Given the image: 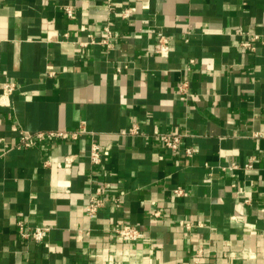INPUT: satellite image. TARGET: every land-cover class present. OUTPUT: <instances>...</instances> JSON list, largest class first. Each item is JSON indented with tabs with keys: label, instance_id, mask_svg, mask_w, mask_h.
Masks as SVG:
<instances>
[{
	"label": "crops",
	"instance_id": "0c3cea01",
	"mask_svg": "<svg viewBox=\"0 0 264 264\" xmlns=\"http://www.w3.org/2000/svg\"><path fill=\"white\" fill-rule=\"evenodd\" d=\"M124 7L129 20L118 15ZM105 25L109 46L97 42ZM157 30L165 53L155 52ZM3 82L16 86L8 96ZM133 121L140 134L119 133ZM81 122L87 132L76 140L18 146L21 132ZM162 132L184 133L191 153L163 146ZM256 132H264V0H0V264H108L111 255L123 264H264ZM92 141L102 150L97 165ZM96 187L104 204L89 218ZM18 220L48 226L47 236L22 238ZM118 222L145 238H119Z\"/></svg>",
	"mask_w": 264,
	"mask_h": 264
},
{
	"label": "built area",
	"instance_id": "2783aa9c",
	"mask_svg": "<svg viewBox=\"0 0 264 264\" xmlns=\"http://www.w3.org/2000/svg\"><path fill=\"white\" fill-rule=\"evenodd\" d=\"M63 10L65 14L73 18L74 17V9L71 5H65L63 6ZM132 14V10L130 7H124L119 12V17L129 20ZM103 31L105 33L104 37L97 40L99 43L107 44L108 46L110 43L108 42L109 38L112 36V30L110 29L109 25H105L103 27ZM258 38L257 35H253L250 39V41H245L242 44L246 47L252 48V41L256 40ZM89 42H95L92 37L88 40ZM87 41V42H88ZM156 53H165L169 50V42L167 36L161 31H156ZM193 60H189V63ZM121 68L117 67V70L119 71ZM15 84L13 82H3L2 83V96H8L15 90ZM186 89V83H183L180 85V90L184 91ZM87 130L84 127V122H81L78 127L76 128H58V129H51V130H39L36 132H21L19 136V143L18 146H31L35 139L38 140H54V139H60V140H76L80 135L86 133ZM122 135H136L140 134V128L137 121H133L132 124L127 127L123 128L119 131ZM184 133L180 132H162L158 133V139L160 143L165 146L166 148H169L171 150H178L180 148H183L186 154H190L192 149L189 147H183L182 146V140L184 137ZM255 136H262L264 137V132H256L254 133ZM89 159L90 163L93 165H97L102 160V150L100 146L92 141L89 146ZM74 160V156L72 154H67L64 156V165L70 166ZM45 163H48L47 161ZM246 166H249V164H246ZM174 193L178 196L184 195L185 190L181 187H176L173 189ZM102 189L101 187H96L92 192L89 193V197L87 200V203L84 206V212L89 218H93L97 215L98 211L104 204V199L101 196ZM117 204V202H116ZM159 213L158 211L154 212V216H157ZM180 224L186 226V228H189L190 223L180 221ZM17 228L18 233L22 238H31L35 242H42L44 238L47 236L49 227L46 225H37L33 226L32 228H27L24 223L21 220L17 221ZM115 235H117L119 238H122L124 240L128 241H140L145 238L144 231L137 226L134 223H122L118 222L113 225L112 228ZM87 232V230H86ZM78 234H81V230H78ZM108 264H123L122 261L116 256L111 255L109 258Z\"/></svg>",
	"mask_w": 264,
	"mask_h": 264
}]
</instances>
